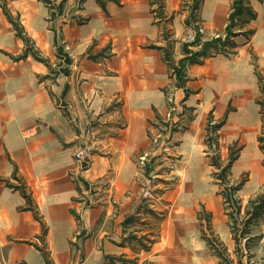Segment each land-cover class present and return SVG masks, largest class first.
Listing matches in <instances>:
<instances>
[{
	"label": "crops",
	"instance_id": "0c3cea01",
	"mask_svg": "<svg viewBox=\"0 0 264 264\" xmlns=\"http://www.w3.org/2000/svg\"><path fill=\"white\" fill-rule=\"evenodd\" d=\"M103 1L105 8L96 0H0V264H110L107 257L225 264L204 235L220 242L230 264H237L238 248L264 253V219L250 223L236 244L206 145L208 115L214 121L226 115L218 151L225 164L238 144L228 180L246 176L234 194L241 221L248 201L264 189L256 103V71L264 79V0H247L256 17L237 27L228 44L187 65V94L153 45L171 42L175 63L183 56L186 36L195 33L185 23L191 0H163L161 17L150 0ZM231 2L201 1V42L225 37ZM4 8L49 65L31 52L18 57L25 43ZM56 44L71 59L68 74L52 73L65 65ZM168 114L170 140L160 156L151 153V137ZM79 149L90 161L84 170L75 158ZM144 153L151 155L147 174L137 163ZM145 177L157 198L142 197ZM130 234L153 242L137 249Z\"/></svg>",
	"mask_w": 264,
	"mask_h": 264
},
{
	"label": "trees",
	"instance_id": "16d2710c",
	"mask_svg": "<svg viewBox=\"0 0 264 264\" xmlns=\"http://www.w3.org/2000/svg\"><path fill=\"white\" fill-rule=\"evenodd\" d=\"M98 4L102 8H105V4L103 0H96ZM118 2V0H113ZM151 4L154 5V8L152 11H155L156 15L158 17H161V11L163 9V0H150ZM202 0H191V4L189 6V15L185 19V23L188 25H192L193 29L195 31V38L193 42L187 43L183 42L182 44V53L183 56L178 59V61L175 63L172 59L171 55V48L172 43L167 41L165 45L163 46H154L158 49H161L163 52V58L167 62V64L170 67L171 75L175 77V85L176 87H181L185 89V83H186V76H185V69L187 65L193 64V63H200L201 57H205L209 55L211 50H216L220 47L225 46L229 43L230 36L235 35L234 30L238 28H242L245 25H247L251 20H253L256 17V12L249 6L247 0H232L231 2V10L228 15V21L225 25L224 32L225 37L222 38L221 36H217L214 38H211L209 40H205L201 42L200 39V32H199V21L197 18V11L199 9L200 3ZM57 11H61V6L57 8ZM4 13L7 17V19L10 21L12 26L14 27L16 34L23 39L25 43V49L24 52L18 56V57H24L28 52H31L35 59L44 62L46 65H49L48 62L43 59L42 57L38 56L37 53L33 50L32 42L30 39L25 35L22 27L17 22L16 19H14L4 8ZM242 33L250 34L252 33L251 30H245ZM162 36L164 39H168L169 32L167 30H163ZM200 45V48L196 51L191 50V47ZM104 55L103 53L98 54ZM56 56L57 58L62 61L65 65L61 66L57 71H53V75H57L58 73L68 74L69 69L68 66L71 62V59L63 52L62 47L59 44H56ZM95 58V56H92ZM256 76L259 83V91L260 94L256 100V103L259 105V113L261 116V127L260 132L257 136V141L259 144V149L262 151L264 156V79L262 76L256 71ZM186 94L189 93V90L185 89ZM229 110V107H228ZM226 120V115L220 119L219 121H214L212 114L208 115L207 118V125H206V145L208 146L209 151L212 152V156L210 157V164L218 169V172L214 174V177L216 178L219 183L224 184V188L221 189V193L224 199V210L226 215L228 216L230 220V225L233 233V238L236 242V244L239 243L240 238L244 236V234L249 233V225L252 222H259L261 219H264V189L263 191L258 194L254 199H250L248 201V204L245 208L244 214L245 217L241 220L242 228L240 232L238 233L237 228V217L240 215L241 211V204L238 198L234 196L235 192L238 191L241 187V185L244 182V179L240 180V182L235 184H230L228 180V172L233 164V162L238 157V150L234 149V146L229 147V155L227 158V161L225 164H222L220 161V158L218 156V130L222 127ZM160 124L164 125L163 122ZM262 164L264 166V158L262 161ZM145 173H148V170L146 168ZM86 188V184H85ZM24 196L26 194L24 193ZM136 219L135 215L129 216L125 223L133 221ZM208 221V219H206ZM204 240L208 243L212 251L220 258L222 263L230 264L232 262V259H230L226 254H224V251L222 248H218L220 245V242L213 236H203ZM127 240L129 243L134 242V245H136L137 249L140 250H148L150 247V244L153 242V239L145 236L137 237L136 235L130 234L127 236ZM108 263L110 264H116L114 262L116 257H107ZM120 264H133L134 259H125V258H118L117 259ZM237 264H242L240 257H237Z\"/></svg>",
	"mask_w": 264,
	"mask_h": 264
},
{
	"label": "built area",
	"instance_id": "2783aa9c",
	"mask_svg": "<svg viewBox=\"0 0 264 264\" xmlns=\"http://www.w3.org/2000/svg\"><path fill=\"white\" fill-rule=\"evenodd\" d=\"M194 38H195V33L188 34L186 36L185 42H187V43L193 42ZM173 109L174 108H172L171 110H173ZM170 118H171V115L168 114L166 117L167 120L163 121L164 125L161 124L158 132L151 137V143H152L151 153H157V155H160V156L166 155L167 143L170 140V138L168 136L166 137L165 135H166V131H168L169 126H170ZM32 135H33V133H31V132L23 134L24 138L31 137ZM150 156L151 155L149 153H144L138 157L137 163H138L139 168L143 172H145V170H146V165H147V162L149 161ZM75 158L78 162H80V166L83 170L88 168L90 161H89V158L85 154L83 149H79L75 152ZM144 184H145V186H144V189L142 191V197L144 199L157 198L155 191H152V185H153L152 178L145 177ZM94 188H95L94 184H86L85 189L87 192L90 193V192L95 190ZM93 203L94 202L90 200L89 202H87L86 206H92Z\"/></svg>",
	"mask_w": 264,
	"mask_h": 264
},
{
	"label": "rangeland",
	"instance_id": "374dc122",
	"mask_svg": "<svg viewBox=\"0 0 264 264\" xmlns=\"http://www.w3.org/2000/svg\"><path fill=\"white\" fill-rule=\"evenodd\" d=\"M194 32V31H193ZM219 144V143H218ZM234 149H237L238 147V144L234 143ZM218 149L220 150V147L218 146ZM167 153V152H166ZM218 153V156L220 157L221 156V153L220 151L217 152ZM209 154H210V157L212 156V152L209 151ZM221 159L222 161H225L226 157L225 158H222L221 156ZM218 172V169L214 166H211V172H210V177L212 179V181H216L217 183H219V181L216 180V178L214 177V174ZM246 176H244V174H242L238 180H240L241 178L244 179ZM237 181V180H235ZM221 184V183H219ZM223 184V183H222ZM221 184V185H222ZM166 184H164L162 187L164 188ZM224 188V186H223ZM161 192V190H159ZM237 217V228H238V233L240 232L241 228H242V225L240 224L241 221H240V217L239 216H236ZM218 248H222V246H218ZM236 256H239L242 260V264H264V253H260V254H257V253H250V252H246L244 253L243 251H241L239 248L237 249V255ZM235 256V257H236Z\"/></svg>",
	"mask_w": 264,
	"mask_h": 264
}]
</instances>
